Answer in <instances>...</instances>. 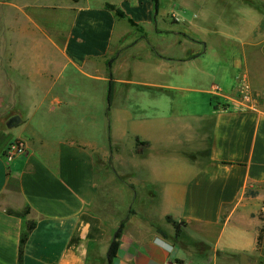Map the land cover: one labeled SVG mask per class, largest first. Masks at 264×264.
<instances>
[{
	"label": "crops",
	"instance_id": "0c3cea01",
	"mask_svg": "<svg viewBox=\"0 0 264 264\" xmlns=\"http://www.w3.org/2000/svg\"><path fill=\"white\" fill-rule=\"evenodd\" d=\"M176 2H49L40 79L0 44V264H264V0Z\"/></svg>",
	"mask_w": 264,
	"mask_h": 264
},
{
	"label": "rangeland",
	"instance_id": "374dc122",
	"mask_svg": "<svg viewBox=\"0 0 264 264\" xmlns=\"http://www.w3.org/2000/svg\"><path fill=\"white\" fill-rule=\"evenodd\" d=\"M51 1L53 0H0V15L3 12L15 15L14 18L0 19V24H3V26H0V44L15 45L20 50L19 55L22 57L24 66L27 67L26 70L32 74L26 79H40L37 76L38 73H35V69L45 60L46 55L45 52L39 54L35 50V46L37 41L45 42L43 32L47 31L52 36L50 32H55V26L63 28L67 24L68 13L66 11L61 8L52 10L44 7ZM55 1L62 6L68 2V0ZM162 9L166 14L171 11L182 12V8H180L176 0H160L159 14H161ZM15 24L21 25V31L17 25L16 27L14 26ZM50 69L48 75L53 74L54 77L58 71L57 69ZM66 74L65 72V77ZM5 124L6 120L0 122V128H5ZM101 264H105L104 261Z\"/></svg>",
	"mask_w": 264,
	"mask_h": 264
},
{
	"label": "trees",
	"instance_id": "16d2710c",
	"mask_svg": "<svg viewBox=\"0 0 264 264\" xmlns=\"http://www.w3.org/2000/svg\"><path fill=\"white\" fill-rule=\"evenodd\" d=\"M153 3H154V9L156 10L157 7H158V0H152ZM105 8L108 9L109 11H112L114 13V15L117 17V18H124L125 17V14L123 13V11L113 5V4H110V3H106L105 4ZM131 25L135 26L136 24L133 23L132 21H129ZM168 221L171 222L174 227H175V235L176 236H179L180 234V227L182 225H184V222L183 221H174L172 220L171 217H167ZM34 227V222L33 221H27L26 223V226L21 234V237H20V241H19V249H18V260H17V264H22V260H23V247H24V244L27 240V236H28V232ZM263 233H264V227L260 228L259 229V232H258V235H257V239H256V247H259L261 242H262V238H263ZM118 235H119V231L117 232L116 234V238H118ZM117 245H118V241L115 239L112 241L111 245H110V248L107 252V259L109 262L112 261V258L113 256L115 255V252H116V248H117Z\"/></svg>",
	"mask_w": 264,
	"mask_h": 264
},
{
	"label": "built area",
	"instance_id": "2783aa9c",
	"mask_svg": "<svg viewBox=\"0 0 264 264\" xmlns=\"http://www.w3.org/2000/svg\"><path fill=\"white\" fill-rule=\"evenodd\" d=\"M242 80H240L238 85V96L237 97H226V100L232 101L234 103H241L250 101L251 100V88L249 83L244 80L243 77H241ZM211 93L217 96H223L222 90L219 87V85L213 83L211 85ZM240 100V101H239ZM239 101V102H238ZM24 151V145L22 142L19 141H13L6 149V159L10 160L13 158V156L17 153H21ZM162 264H180L179 262L167 259Z\"/></svg>",
	"mask_w": 264,
	"mask_h": 264
},
{
	"label": "water",
	"instance_id": "95a60500",
	"mask_svg": "<svg viewBox=\"0 0 264 264\" xmlns=\"http://www.w3.org/2000/svg\"><path fill=\"white\" fill-rule=\"evenodd\" d=\"M18 122H20V118L17 115H14L12 117L9 118V120L6 123L7 127H12L15 124H17ZM113 240L115 239V234L113 235ZM109 264V263H108Z\"/></svg>",
	"mask_w": 264,
	"mask_h": 264
}]
</instances>
